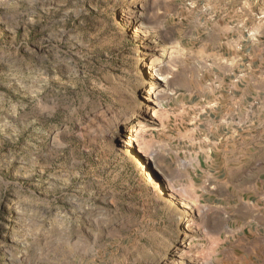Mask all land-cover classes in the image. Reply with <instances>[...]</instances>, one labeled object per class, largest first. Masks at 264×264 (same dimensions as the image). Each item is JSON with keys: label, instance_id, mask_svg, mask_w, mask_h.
<instances>
[{"label": "rangeland", "instance_id": "rangeland-1", "mask_svg": "<svg viewBox=\"0 0 264 264\" xmlns=\"http://www.w3.org/2000/svg\"><path fill=\"white\" fill-rule=\"evenodd\" d=\"M263 21L264 0H0V264H241L184 98Z\"/></svg>", "mask_w": 264, "mask_h": 264}, {"label": "crops", "instance_id": "crops-1", "mask_svg": "<svg viewBox=\"0 0 264 264\" xmlns=\"http://www.w3.org/2000/svg\"><path fill=\"white\" fill-rule=\"evenodd\" d=\"M226 53L215 54L206 82L183 98L197 124L194 152L212 163L222 153L211 181L231 204L213 195L211 209L241 216V264H264V21Z\"/></svg>", "mask_w": 264, "mask_h": 264}, {"label": "bare ground", "instance_id": "bare-ground-1", "mask_svg": "<svg viewBox=\"0 0 264 264\" xmlns=\"http://www.w3.org/2000/svg\"><path fill=\"white\" fill-rule=\"evenodd\" d=\"M160 57H161V58H164V57H165L164 53H163V55L161 54ZM140 170H141L142 172H144V171L146 170V164H145V163H142V164L140 165ZM146 171H147V170H146ZM146 171H145V172H146ZM148 173H149V175H152L151 172H150V170L148 171ZM149 175L146 177V180H147V182L152 183L154 179L152 180V178L149 177Z\"/></svg>", "mask_w": 264, "mask_h": 264}]
</instances>
